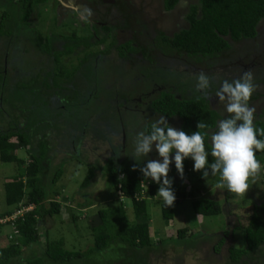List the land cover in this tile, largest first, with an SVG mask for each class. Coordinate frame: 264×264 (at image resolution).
I'll return each mask as SVG.
<instances>
[{"label":"trees","instance_id":"trees-1","mask_svg":"<svg viewBox=\"0 0 264 264\" xmlns=\"http://www.w3.org/2000/svg\"><path fill=\"white\" fill-rule=\"evenodd\" d=\"M177 1L163 0L164 9ZM43 5L52 8L51 30H43L47 20L39 25ZM127 6L134 8L130 3ZM125 9L128 20L141 27L137 29L140 38L134 39L137 48L129 43L113 48L115 40L105 42L108 27L89 25L77 11L63 10L58 0H0V161L16 166L3 183L7 208L0 212V219L21 212L6 221L15 232L0 247V264H71L120 250L134 264L149 254L163 253L170 244L192 250L199 239L208 237L216 239L211 249L213 253L221 250V258L211 254L205 259L207 264H264V189L262 201L253 203L244 225L229 222L221 234L195 237L181 227L170 237L153 239L147 205L159 185L146 180L140 168L156 150L153 146L140 161L131 156L137 133L150 131L160 115L189 135L198 130L199 121L216 130L220 115L196 88L201 72L211 79L207 93H216L224 80L231 82L251 70L259 87L250 104L264 98V29H260L264 0H188L183 26L171 36ZM72 20L85 25L88 33L65 31L64 22L72 25ZM140 49L141 60L135 61ZM126 60L130 66L124 64ZM259 109L254 124L264 129V106ZM205 144L210 152L207 137ZM20 149L26 158L16 154ZM257 159L264 166V158L257 155ZM71 160L87 167L78 184L83 194H90L85 188L91 180L104 177V184L131 200L134 215L130 221L120 201L98 208L87 219L92 245L85 251L66 249L63 239L47 237L40 246L37 222L60 216L55 182ZM183 166V177L175 166L169 172L176 201L190 198L193 212L202 216L224 212L218 200L201 194L218 177L205 179L201 171L193 170L191 158ZM159 202L163 220L171 219L172 207ZM86 204V199L76 203L78 209ZM75 220V213L70 212V221ZM237 229H242V244L226 243ZM105 264L121 263L113 259Z\"/></svg>","mask_w":264,"mask_h":264},{"label":"rangeland","instance_id":"rangeland-1","mask_svg":"<svg viewBox=\"0 0 264 264\" xmlns=\"http://www.w3.org/2000/svg\"><path fill=\"white\" fill-rule=\"evenodd\" d=\"M61 1L64 2V0ZM129 1L132 3V6L135 9L141 11V14L157 17L155 9L158 8V5L161 4L162 0ZM187 2L188 0H178L176 6L172 8L171 11L163 12L166 16L170 17H166L167 19L162 18L161 23H157V26H160L167 31L166 28H168V26L171 24L170 21H172L171 26L175 27L176 29L179 22L182 23L180 20L184 16L183 11L186 8ZM64 3L68 5L67 2ZM58 7L59 6H57V8ZM40 10L43 17L40 18L41 21H39V25L42 26V20H47V22H44L43 24V30L47 28L51 30L53 25H51V23L49 24V22L53 16L52 8L50 5H43L41 6ZM64 23L65 24L62 28L65 31L69 29H75L77 34L88 33L85 25H81L74 20H72V25L69 22ZM260 29H264L263 23L260 25ZM103 47L104 44L99 48ZM259 106L262 108L264 104L260 103ZM221 114L224 115V118L227 115L224 112ZM174 152L175 150H173V152L170 154L172 157H174ZM16 154L22 158H26V155L22 149L18 150ZM96 154L99 155V152L96 151ZM257 155H259L261 158H264V152H257ZM58 156L61 157L62 154ZM150 159L162 158H160L156 152L153 156H150ZM53 161L57 162L58 160L55 157ZM262 163L263 162H261V164ZM171 166L172 168L175 166L174 161L172 162ZM62 168L64 167L62 166ZM15 169L16 166L14 163L0 161V212L7 208L4 202L3 183L15 173ZM63 170L64 171L62 172L60 178L55 182V188L60 192L56 198V200H58L62 206L61 212L59 214L60 216L38 221L39 224L37 225L39 226V234H41L40 246L44 244L46 240L45 237H47L48 240L63 239L64 247L69 250H87V248L92 245L91 235L87 228L88 217L91 215L93 216L98 208L116 205L119 203V201L124 204V210L127 218L130 221L134 219L131 200L129 198L120 196L119 192H116L109 186L110 184H104V177L96 176L95 179L91 180L89 186L85 188L87 191H91L90 194H83L82 190L78 187V184L84 177L87 167L83 164L76 163L75 160H71L65 165ZM213 179L214 178H212V180ZM145 185L146 184L144 183V186ZM263 189L264 170H261L260 175L256 179V183L251 186L245 196H238L227 191V189H218L216 184L211 185L207 191H202L201 194L213 197L214 199L218 200L220 206L224 208V212L222 211L221 213L212 216H202L195 214L191 207L190 198L185 197L177 201L175 200L174 206H172V218L167 221H164L161 217L159 201L162 199L156 195L154 196L155 198L150 200L147 205L150 236L153 239H157L160 236L170 237L178 228L181 227H187L188 231L186 234H193L194 237L199 233L218 235L221 234V231H223V228H225V225L229 222L234 224L242 223L244 225L247 222V218L251 212L253 203H260L262 201ZM84 199H86L87 204L78 209L76 203L83 201ZM70 212H74L76 215V220L74 223L70 221ZM11 216L15 218L16 215ZM0 220H4L0 221V223H2L0 226V247H2L7 244L8 236L12 235L15 231L12 224L6 223V219L2 218ZM42 223L44 227H42ZM202 234H200V236ZM209 238L210 237L207 238L208 240L203 241L199 239L197 245L192 250L186 249L182 251L179 247H171L172 244H170V246L164 250L163 253H157L155 255H153V253L149 254V257H147L148 260L147 258L139 259V261L135 262L134 264H204L208 262L205 259H210L211 254H214L216 258L218 257V259H220L221 250L213 253V250L211 249L212 243L215 244L214 241H216V239L213 238L212 240H209ZM242 241V229L235 230L233 232L232 238L226 239V243L234 244L236 246L241 245ZM29 250L30 249H27L26 252L31 255L32 252ZM35 253H37L36 249L33 251V254ZM113 259L115 261L117 260L121 264H133V258L127 257V255L123 254L121 250L119 252H114L112 255H105L104 257L97 254H95V256H86L82 260H79V262H74L71 264H105L107 260ZM199 259L203 261H199ZM210 262L211 261H209L208 264H210ZM211 264L213 263L211 262Z\"/></svg>","mask_w":264,"mask_h":264},{"label":"clouds","instance_id":"clouds-1","mask_svg":"<svg viewBox=\"0 0 264 264\" xmlns=\"http://www.w3.org/2000/svg\"><path fill=\"white\" fill-rule=\"evenodd\" d=\"M78 11L85 22L93 15L87 7ZM253 80L252 71L247 70L231 82H222L215 95L227 115L217 122L215 131L205 122L199 121L198 130L189 135L182 129L170 126L165 116L160 115L151 123L150 131L137 133L131 156L140 161L155 147L162 159H149L140 171L146 180L150 178L159 185L156 195L167 208L174 206L176 200L173 180L169 177L173 159L181 177L184 174L183 161L191 158L194 171H201L205 179L209 175L218 177V189H227L238 196H245L256 183L264 167L257 159V152H264V139L261 138L264 137V129H257L254 124L256 108L250 104V100L259 85ZM210 86V77L199 73L197 90L207 95ZM206 137L211 144L210 152L206 149ZM173 150L174 157L170 155ZM209 155L213 158L211 161ZM133 167L135 169V165Z\"/></svg>","mask_w":264,"mask_h":264},{"label":"flooded vegetation","instance_id":"flooded-vegetation-1","mask_svg":"<svg viewBox=\"0 0 264 264\" xmlns=\"http://www.w3.org/2000/svg\"><path fill=\"white\" fill-rule=\"evenodd\" d=\"M71 2L73 4V8L69 7V6H63L62 9L66 10V11H74L75 10V11H77V13L80 17L78 9H81L83 7L90 8L93 12V15L87 21L88 24L89 25L97 24L98 26H101V27L102 26L108 27L107 31L104 33V35L106 37L105 42L109 43L110 41L112 42V39L115 40L113 48L123 47V45H125L127 43H129V45H131L132 47L137 48L139 46V44L136 41H134V39H135V37L140 38V35H139V32L137 31V29H140L141 27H140V25L133 24L128 20L127 13L124 11V9H125L124 6L126 7L125 10H127L129 12L130 11L135 12L136 18H137V16L139 18L140 17L145 18L146 23L150 22L153 25L152 26L153 29L157 30L158 32H160L162 34L171 36L176 30L180 29L183 26L182 19L180 20L182 23L179 22L178 27L176 29H175V27L171 26L172 21H170L171 24L168 26V28H166L167 31L164 28L157 26V23L158 24L161 23L162 18L167 19L166 17H170V16H166L163 12L171 11V9L176 6V4H174V6L172 8H170L169 10H166V9H164V6H163V0L161 1V4L158 5V8L155 9L157 17H152V16H149L147 14L141 15L140 14L141 11H139L138 9L129 8L127 6L128 3H130L129 0H94L93 4L89 0H71ZM262 23L264 25V21H262ZM143 31H145V30L143 29ZM146 36H147V34H146ZM101 46H102V44L100 45V47ZM135 54L137 55V57L135 58V61L137 59L140 61L141 60V49L138 52H136ZM124 64H126V66L131 65L129 63V60H126V62H124ZM206 98L208 100L207 102H208L210 108L215 109L219 113L220 118L218 119V121L223 119L224 115L221 113L222 112L225 113L224 106L221 105L222 103L219 102V98L215 95V93H207ZM260 103L261 104L264 103V98L258 97V99L254 102V107L256 108V112L260 111V109H259ZM171 126L175 127L173 124H171ZM173 161H174V159H173Z\"/></svg>","mask_w":264,"mask_h":264},{"label":"crops","instance_id":"crops-1","mask_svg":"<svg viewBox=\"0 0 264 264\" xmlns=\"http://www.w3.org/2000/svg\"><path fill=\"white\" fill-rule=\"evenodd\" d=\"M61 8H63V6H69V7H72L73 8V4L71 2V0H64V2H67L68 5H66L64 2H62L61 0H58ZM132 5V3H131ZM75 9V8H74ZM75 11V10H74Z\"/></svg>","mask_w":264,"mask_h":264},{"label":"built area","instance_id":"built-area-1","mask_svg":"<svg viewBox=\"0 0 264 264\" xmlns=\"http://www.w3.org/2000/svg\"><path fill=\"white\" fill-rule=\"evenodd\" d=\"M17 213L18 214H21V212L20 211H17L15 214H13V215H17ZM4 219H6V220H11V219H13V216H10V217H6V218H4ZM0 221H4V220H0Z\"/></svg>","mask_w":264,"mask_h":264},{"label":"water","instance_id":"water-1","mask_svg":"<svg viewBox=\"0 0 264 264\" xmlns=\"http://www.w3.org/2000/svg\"><path fill=\"white\" fill-rule=\"evenodd\" d=\"M37 224H39V222H37Z\"/></svg>","mask_w":264,"mask_h":264}]
</instances>
